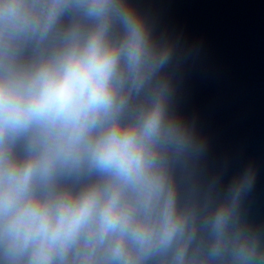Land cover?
Returning <instances> with one entry per match:
<instances>
[{"label": "clouds", "instance_id": "1", "mask_svg": "<svg viewBox=\"0 0 264 264\" xmlns=\"http://www.w3.org/2000/svg\"><path fill=\"white\" fill-rule=\"evenodd\" d=\"M178 61L131 0H0V264H264L251 165L177 184Z\"/></svg>", "mask_w": 264, "mask_h": 264}, {"label": "water", "instance_id": "2", "mask_svg": "<svg viewBox=\"0 0 264 264\" xmlns=\"http://www.w3.org/2000/svg\"><path fill=\"white\" fill-rule=\"evenodd\" d=\"M157 35L179 41L170 70L172 108L195 126L205 151L175 178L184 194L251 165L242 212L264 228V0H131Z\"/></svg>", "mask_w": 264, "mask_h": 264}]
</instances>
